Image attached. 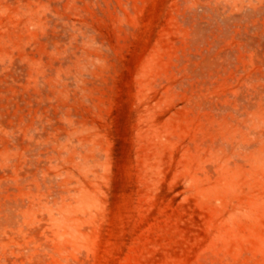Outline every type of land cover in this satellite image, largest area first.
<instances>
[{
  "label": "rangeland",
  "instance_id": "rangeland-1",
  "mask_svg": "<svg viewBox=\"0 0 264 264\" xmlns=\"http://www.w3.org/2000/svg\"><path fill=\"white\" fill-rule=\"evenodd\" d=\"M0 264H264V0H0Z\"/></svg>",
  "mask_w": 264,
  "mask_h": 264
}]
</instances>
